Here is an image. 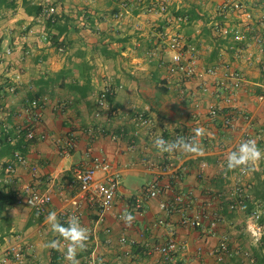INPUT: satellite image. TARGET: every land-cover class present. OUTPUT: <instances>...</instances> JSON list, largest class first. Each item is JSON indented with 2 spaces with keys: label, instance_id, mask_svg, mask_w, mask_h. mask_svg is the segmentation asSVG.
I'll return each instance as SVG.
<instances>
[{
  "label": "crops",
  "instance_id": "crops-1",
  "mask_svg": "<svg viewBox=\"0 0 264 264\" xmlns=\"http://www.w3.org/2000/svg\"><path fill=\"white\" fill-rule=\"evenodd\" d=\"M24 1L43 6V12L28 14ZM158 1L16 0V8L0 6V206L10 196H25L27 186L52 195L43 216L18 204L0 212V258L5 248L15 243L25 249L26 264H53V248L46 245L58 240V262L68 264L63 238L45 223L51 211L57 212L61 223L65 216L77 212L81 224L90 230L87 249L77 255L80 264H87L92 255L105 264H164L163 256L152 249L166 240L169 227L176 229L178 240L186 245L177 255L179 262L218 264L208 251L222 236L242 248L237 227L249 216L243 211L229 212L227 202L237 183L246 186L248 195L250 188L264 184V160L247 175L237 169L224 177L220 151L221 147L235 149L247 135L264 150V74L260 71L264 51L250 38L255 32L264 35L260 20L264 0H241L255 14L253 31L247 33L249 38L244 42L214 31L219 21L216 8L224 0H167L172 13L195 10L198 18L192 23L171 21L167 14L158 13ZM50 6L59 16L52 26L44 14ZM228 24L243 23L239 17H232ZM61 28L60 47L44 40L45 36L58 35ZM172 35H180L197 47L200 69L226 63L243 72L244 81L235 93L233 106L248 119L241 117L236 131L223 126L222 114L213 117L208 113L210 104L222 105L218 83L223 69L218 77H207L210 92L202 93L199 78L188 79L171 71L172 52L167 41ZM8 50L11 54L6 53ZM237 50H242L240 55ZM11 87L15 91L11 92ZM105 90L110 92L100 106ZM35 94L40 95L43 116L34 129L37 134H46L47 139L22 148L28 165L17 166L9 176L5 162L22 139L20 129L30 126L25 107ZM144 109L153 119L150 129L137 126L133 120L134 113ZM197 127L206 130L198 138L204 147V155L199 157L161 153L150 134H162L172 141L178 136H192ZM72 136L77 144L67 157L60 153L57 141ZM95 156L106 157L121 173L114 205L103 221L90 196L84 197L72 184L75 170L89 165ZM160 158L171 162L168 172L150 169L149 162ZM155 181L164 187L163 193L144 199L143 209L137 210L133 201ZM190 192L191 200L176 203L180 212L168 216L161 209V202H174L176 196ZM125 210L136 217L131 227L120 219ZM199 211L209 217L200 227L182 223V213L192 216ZM216 212L225 218L213 228L210 217ZM121 237L134 239L137 245L129 249L120 243Z\"/></svg>",
  "mask_w": 264,
  "mask_h": 264
},
{
  "label": "built area",
  "instance_id": "built-area-1",
  "mask_svg": "<svg viewBox=\"0 0 264 264\" xmlns=\"http://www.w3.org/2000/svg\"><path fill=\"white\" fill-rule=\"evenodd\" d=\"M158 9V13L167 14L172 21L184 22V18L172 17L170 13V8L167 0H159L155 5ZM56 13V8L54 6L48 7L44 14L47 18ZM216 13L218 15L219 21L214 25V31L224 38H231L237 42H244L249 31H253L251 21L255 19V14L249 5L241 0H224L216 8ZM119 17L118 14L114 15ZM232 17H239L243 24L238 26H232L228 24V21ZM259 19V17H258ZM264 23V14L260 18ZM251 40L261 47L264 51V35L262 33L255 32L250 36ZM45 41H48V36L44 37ZM167 47L172 52V64L171 71L180 72L185 78L197 77L200 79V91L202 93H209L210 87L208 84L207 77H218L220 75V70L223 69L222 75L219 76L220 80L218 83V94L221 97V103H212L208 106L209 115L216 117L218 115H223V126L229 131H236L238 129L239 119H248L247 115L242 112H236L234 109L235 93L242 86L244 81L243 72L231 64H218L216 66L208 67L205 69L199 68L198 62V49L194 44L186 43L184 38L180 35H172L168 38ZM63 51V48H59ZM238 54L242 50H237ZM7 54H11L8 50ZM222 65V68H221ZM260 71L264 74V59L260 63ZM17 78V82L19 81ZM11 92L15 91V87L10 88ZM110 90H105L101 94V99L99 105L103 106L106 102V97ZM264 99V95L261 96ZM229 109L228 111H224ZM26 113L29 118L30 126L25 127L26 139L27 140H40L45 141L47 139L46 134H37L34 129V125L42 119L43 116V105L40 103L39 99H32L28 102L25 107ZM135 124L139 127L152 128L153 119L147 109L136 111L133 118ZM24 129V128H23ZM20 129V132L23 130ZM105 132L104 129H101ZM152 131V130H151ZM93 130L89 129V133ZM153 137V141L156 137L162 136V134L156 135L154 132H150ZM192 137V136H186ZM164 138V137H163ZM251 138L247 135L246 139ZM165 139V138H164ZM245 139V140H246ZM252 139V138H251ZM166 140V139H165ZM57 144L59 146L60 153L64 156H70L72 151L75 149L77 144V138L72 136L65 139L64 141L58 140ZM234 149H229L227 147H221V161L223 164L226 162V155L228 152ZM28 158L20 151H14L11 154V158L5 162V173L7 175H12L16 171V167L19 165H28ZM150 169L161 170L162 172H168L171 167V162L166 158H160L159 160H151L149 162ZM37 169L34 168L33 172L36 173ZM102 173L101 177L98 174ZM224 177H227L225 172ZM121 181V173L115 168L112 163L104 156H95L91 159V162L86 167H79L74 172V179L72 184L77 185L81 195L90 196L91 202H93L98 207L99 220L103 221L105 216L111 211L117 192L119 189ZM164 187L158 182L149 183L143 191V196L138 197L133 201V205L137 210L143 209L144 199H153L160 196L163 193ZM26 195L17 198L18 205H27L33 208L39 216H43L47 213L48 207L52 202V195L50 192L36 191L27 186L25 188ZM229 200L227 204V209L229 212L244 211L245 201L249 198L246 193L245 188L242 184H235L233 190L230 191ZM192 193H187L185 195H178L175 197L174 202H161V209H163L168 216L174 213L180 212L181 208L176 203H184L186 200H191ZM78 207V203H74ZM262 210H254L252 214L247 218L246 221V231L252 238L254 244L259 243L264 237V224L260 221ZM71 215L79 214L76 212L65 216L63 219L66 225L67 219ZM205 211H199L192 216H188L185 213L181 215V221L185 226L198 228L202 225L206 217ZM208 217V216H207ZM209 218V217H208ZM225 216L216 212L210 217L211 225L213 228L217 226L219 222L224 220ZM67 242L63 241L62 245H66ZM120 243L126 245L129 249L137 245V241L134 239H128L126 237L120 238ZM186 245L180 243L177 237V231L174 227H169L167 231L166 240L153 247L152 250L159 252L163 258L164 264H197L193 261H182L177 260V255L185 250ZM201 252V249L198 250ZM126 254L129 255L130 251L127 250ZM26 251L19 244H11L5 248L3 255L0 258L2 264H26ZM208 255L212 256L213 259L218 264H227L231 259L236 258L241 260L243 264H252L254 259L249 248L243 249L231 245L227 236H222L219 244L208 251ZM87 264H105L102 261H98L97 257L90 256L86 260Z\"/></svg>",
  "mask_w": 264,
  "mask_h": 264
},
{
  "label": "clouds",
  "instance_id": "clouds-1",
  "mask_svg": "<svg viewBox=\"0 0 264 264\" xmlns=\"http://www.w3.org/2000/svg\"><path fill=\"white\" fill-rule=\"evenodd\" d=\"M192 137L178 136L175 140L168 141L162 136H158L154 140V146L161 153L169 155L177 152L185 155L203 156L204 147L198 138L206 134V130L197 127L193 130ZM264 160V150L258 147L255 139L242 140L238 146L227 153L225 164L221 165L226 172L239 170L242 174H248L253 171L255 165ZM120 219L123 223L131 227L136 217L129 211L125 210ZM45 223L50 226L52 233L63 238L66 243V252L64 258L68 264H80L77 259L79 252L87 249V242L90 239V230L81 224L80 218L76 215L68 217L66 225L58 219L56 211H51L45 217ZM47 247L61 250L60 241L53 240L46 245Z\"/></svg>",
  "mask_w": 264,
  "mask_h": 264
},
{
  "label": "trees",
  "instance_id": "trees-1",
  "mask_svg": "<svg viewBox=\"0 0 264 264\" xmlns=\"http://www.w3.org/2000/svg\"><path fill=\"white\" fill-rule=\"evenodd\" d=\"M23 5H24L25 10H26V12L28 14H34L36 16L39 15L44 10L43 6H39V5H34V6L32 5L31 6L29 1H24ZM0 6H4V7H8V8H16L17 3H16V0H0ZM170 13H171L172 17L173 16L174 17H179V16L183 17L185 23H192L194 20H196L198 18V15H197L195 10H189L188 12H186V11H181V12L177 11V12H173V13H172V11H170ZM58 17L59 16L56 13L51 15V17L48 18V25L49 26L54 25V22H56ZM63 28L59 29V34L58 35H54V36L48 37L49 41H51L53 45L58 46V47L61 46V42L59 40V37L64 32ZM33 97H32V99L36 98V99L40 100V95L39 94H35ZM228 110L229 109H225L224 111H228ZM21 132H22V134H21L22 135V139L21 140L19 139L18 145L13 147L14 148L13 152L14 151H20L21 152L22 148H25L26 146H28L29 143L35 141V140H27L26 139L25 128ZM6 139H7V137H6ZM24 140H26L27 142H25ZM227 175H228V173H227ZM242 175H245V174H242ZM258 179H260V178L258 177ZM242 186L245 188L246 193H247L246 186L243 185V184H242ZM262 203H264V184L259 183L254 188L252 187V188L249 189V198H247L246 201H245V209H244L243 212H245L248 216H250L254 210H262L263 213L261 215L260 221L264 224V205L261 206ZM15 204H17V198L15 199L12 196H10L8 200L3 201V205L0 206V212H3L7 208H9L10 206H13ZM62 223H63V221H62ZM242 248L243 249H247V248H244V247H242ZM249 249H250V251L252 253V257L254 259L252 264H264V237L257 245H252L251 247H249ZM52 251H53V253H52L53 254L52 263L53 264H60L58 262V261L61 260L59 251H57L56 249H52ZM233 259H236V258H233ZM233 259H231L230 261H232ZM239 261L241 262V260H239ZM227 264H232V263L228 262ZM240 264H243V263L241 262Z\"/></svg>",
  "mask_w": 264,
  "mask_h": 264
},
{
  "label": "rangeland",
  "instance_id": "rangeland-1",
  "mask_svg": "<svg viewBox=\"0 0 264 264\" xmlns=\"http://www.w3.org/2000/svg\"><path fill=\"white\" fill-rule=\"evenodd\" d=\"M245 175H247V174H245ZM240 223H241L240 227H237L238 231H240V233H238L236 235H238V242L241 244V246L244 247V248H249L252 245H257L258 243L254 244L252 238L247 233L245 221H244V223H242V222H240ZM231 263L232 264H240L241 262L238 259H233Z\"/></svg>",
  "mask_w": 264,
  "mask_h": 264
}]
</instances>
